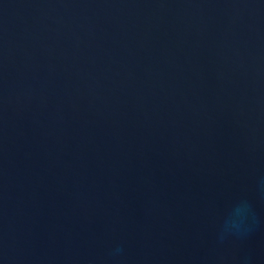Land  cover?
Masks as SVG:
<instances>
[{"label": "water", "instance_id": "water-1", "mask_svg": "<svg viewBox=\"0 0 264 264\" xmlns=\"http://www.w3.org/2000/svg\"><path fill=\"white\" fill-rule=\"evenodd\" d=\"M0 264H264V0H0Z\"/></svg>", "mask_w": 264, "mask_h": 264}]
</instances>
